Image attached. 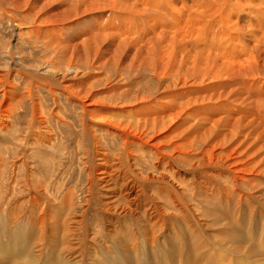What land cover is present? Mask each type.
Returning <instances> with one entry per match:
<instances>
[{"label": "bare ground", "instance_id": "obj_1", "mask_svg": "<svg viewBox=\"0 0 264 264\" xmlns=\"http://www.w3.org/2000/svg\"><path fill=\"white\" fill-rule=\"evenodd\" d=\"M161 3L178 18L171 20L176 24L163 26L159 23L158 17L168 18ZM261 3L259 6L253 1L245 5L240 0H153V3L149 0H0V14L6 16L12 25L16 23L17 27L23 23L34 25L28 32L44 40L46 48L43 54H49L44 58L43 71L39 73L36 68L15 60L18 58L14 56L15 49L5 51V60L8 64V56L10 62L9 67L4 68L5 72L0 73V82L9 81L10 85L4 84L0 91V128L3 130L4 121H9L11 110L17 105L14 103L24 96L30 100L33 120L40 118L45 121L46 117L41 116V109L37 107L39 103L36 104L37 87L34 84L35 80L43 82L50 86L53 95L59 91L73 105L80 106L78 113L83 121L85 118L89 120L85 121L88 129L96 127L100 131L113 132L122 138V145L127 147L128 153L130 150L139 153L145 148L157 161H163L161 174L164 178L137 181L136 192L141 189L145 196L164 197L162 200L165 202L168 198L178 215L182 214L189 220H182L188 241L175 224L173 234L165 232L162 229L165 218L174 220L176 215H168L164 209H169V205L163 203L165 208H160L162 200L154 197L155 201L149 205L151 212H148V217L154 220L147 229L141 230V234L134 224L125 226V223L121 227L122 221L118 225L114 219H107L108 228L103 226L99 217L91 219L93 224L89 225L86 210L75 214L69 211L71 199L65 197L57 201L45 192L47 196L33 191L27 199L21 198L22 204L9 207L5 199V183L0 180V264H134L133 261L151 264L150 255L154 261L162 258L166 264H181L187 248L192 252L194 264H264V215L259 219L254 217L256 222L251 216L239 214L258 212V206L260 213L261 208L264 209V96L258 95L259 89L264 88V25L259 23L258 32L251 30L255 38L248 39L250 33L246 29L248 41L240 42L243 45L239 49L236 46L238 39L232 33L247 28L243 20L237 18L238 12L248 20V16L256 11L261 15L259 22L264 23V0ZM234 5L239 7H236L234 15L226 16V9ZM183 7L188 9L184 20ZM14 11L22 17L15 15ZM85 16H93L90 27L81 33L73 32L70 43L47 40V34L55 23H70ZM215 22L217 26L211 28V36L216 33L219 39L201 44L204 30ZM15 33L22 35L20 29ZM232 45L237 49L232 50ZM92 71L100 74L98 80L101 74L109 76L113 86H106L103 90L100 87L101 91L95 92L91 86L86 90L80 84L72 87V79L88 77ZM15 72H21L26 79L24 94L16 99L11 86ZM147 80L155 82V85L148 91L146 89L147 92L140 91L147 85ZM218 81V86L225 92L200 96L202 93L194 90L213 91L210 87L201 86ZM105 91L110 92V96L117 94L113 98L123 106L115 108L112 103L108 104L112 107L113 116L104 115L100 110ZM223 98L226 100L222 105L211 108L225 113L221 119L190 113L196 105ZM40 119L36 121L42 124ZM178 165H186V168L179 169ZM186 177L191 185L201 186L197 188L216 199V202L209 201L210 212L206 218L200 209L195 210V200L183 203L182 189L186 190L178 184L184 186L182 179ZM148 185L156 191L148 194ZM21 186L31 189L27 183ZM117 197L118 202L115 201L120 203L123 198L119 201L122 196ZM189 198L193 199V194H189ZM23 203L29 207L26 213L22 212ZM223 203L231 207L236 205L232 207L234 212L225 215L227 218L221 211L218 213ZM216 229L222 231L214 234ZM139 239L145 240L139 242ZM159 244L166 253L162 252ZM146 247L149 249L142 250ZM182 247L186 250L180 256ZM15 248L17 252H13ZM62 251L66 254L62 255Z\"/></svg>", "mask_w": 264, "mask_h": 264}, {"label": "rangeland", "instance_id": "obj_2", "mask_svg": "<svg viewBox=\"0 0 264 264\" xmlns=\"http://www.w3.org/2000/svg\"><path fill=\"white\" fill-rule=\"evenodd\" d=\"M149 1L153 3V0H149ZM187 1L190 2L191 0H187ZM240 1L245 3V5L249 1H253V4H259V6L262 4L261 0H240ZM161 7L164 13L167 15V17L170 18V21L168 18L167 20V19H163L162 17H158L159 23L163 26H168L169 24H172V25L176 24L174 22H171V20L172 21L173 19L177 20L178 18L175 15H173L170 12V10H168V8L166 7L164 3H161ZM236 7L239 8L236 5L229 6L226 9L225 15L229 17L233 16L235 9H237ZM182 12L184 14L186 13L185 15L184 14L182 15V19L184 20L186 18V15L188 14V9L186 8ZM14 14L19 16L20 18L22 17L20 13L18 12L14 11ZM236 16L239 20L241 19L240 21L243 20V25L247 27L241 30H237L238 32L236 33L232 31V33L235 34L238 39L236 46L239 49L243 45L240 42L247 43L248 41L245 35L246 29H248L250 33L247 36V38L248 39L251 37L255 38V35L253 36L254 33L252 34V31L258 32V29H260L259 23H262L263 25L264 23L262 21L259 22L260 21L259 18H261V15H259L256 11H253V14L248 16L249 17L248 20L244 17L242 12H238ZM5 17L6 16L0 14V73L5 72V70L9 67V62H10L9 57L7 56L8 64L5 60L6 59L5 51L7 52L9 48L15 49L14 56L18 57L17 59L15 58V60H18V61L20 60V62H22L28 67L36 68L37 72L40 73L41 71H43L44 69L43 66H45L46 64L44 61V58H46L49 55V54H43L44 48H46L45 44L43 43L44 40L39 37H36V35H34L33 33L28 32L29 27H33L34 25L29 24V23H23L22 25L19 24L20 26L18 25L17 27L15 25L16 23H13L12 25L11 22L7 21ZM85 17L86 18H82L80 20H75V21L73 20L70 23H65V22L55 23L50 29L49 33L47 34V40L49 42H54V43H61V41L64 40L66 42L65 44L70 43L73 32L77 31L78 33H81L85 29L90 27L91 25L90 22L93 21V16H90V17L85 16ZM140 25L144 26V28L145 27L148 28L147 26H145L144 23H141ZM216 26L217 25L215 22L211 26H209V28L204 30L202 34V40L200 41L201 44L202 43L204 44L207 42H215V40L219 39V37H216V33H213L211 36V30L215 29ZM16 29L17 30L20 29L22 32V35L20 36L16 35L15 33ZM60 37L61 39H59ZM249 41H251V39ZM201 46L205 47L204 45H201ZM237 48L234 45H232V50H236ZM48 53H52V51H48ZM4 68L6 69L4 70ZM20 73L15 72L12 76L13 83H11V86L12 88H14V92H15L14 99L18 98L19 96L22 97L24 94V87H25L26 79L24 78V75ZM91 73H89L88 77H81L82 78V79L80 78L81 80L72 79L70 83L73 82L72 83L73 86L72 84L70 85L72 87L74 86L78 87V85L80 84L82 85V87L84 88L86 87L85 90L91 86V89L94 92L101 91V88L103 90V88L105 89L106 86L107 87L113 86L111 82V78H109V76H106V75L104 76L103 74H101V76L105 77L106 79L99 77V80H98L97 76L98 75L100 76V74H97V72H94V71H92ZM125 76L131 79L130 77H128V75H125ZM82 80L83 81L85 80V81L83 82ZM87 81L89 83H87ZM97 81H98V85H96ZM219 82L220 81L209 82L201 86V87L212 88L213 91H210V92H205L206 90L203 88H195L194 90L197 91L198 93H202L200 96H210L212 94H218L221 92H225L226 90L218 86ZM237 83L238 82H236V84ZM4 84L5 86L10 85L9 81L8 83L0 82V91L3 88ZM34 84H35V87H37L36 93H35L37 95L36 104L39 103L37 104L38 105L37 107L41 109V113H42L41 116L43 115L42 117L44 118L46 117L45 121L43 122L40 118H36L37 121L38 119L41 120V121L39 120L42 123L40 124L35 119L33 120L31 116V109L29 106L30 100L28 98L26 99V97L24 96L22 97L21 100H19L21 101V103L19 101L14 103L17 105L13 108L14 110L13 109L11 110V116L9 117L10 118L9 121H4L5 126L3 130L2 128H0V146H1L0 155L5 157L2 159V157L0 156V163H1L0 169L5 167L4 169L0 170V180H2L5 183V199L9 203L8 206L10 207L12 206V204L14 206L17 203L22 204L21 200L27 199V197H29L33 193V191L38 192L42 196H47L49 194L50 196H53V198H56L57 201H61L66 197V198L71 199V202H72V204L69 207V211L75 214H81L83 213L84 210H86L87 216L89 219L88 221L89 225L93 224L91 223L93 222L92 221L93 219L95 220V219H98L99 217L101 218V220H103L102 221L103 226L108 228L109 221L107 219H114V222H116L118 225L122 221L121 227L125 223H126L125 226H131V224L132 225L134 224V227H136L139 230L137 231L141 234L142 233L141 230L147 229L148 225L152 223V221L154 220V218L148 217V212L149 213L151 212L149 205L152 204L153 201H155V198L162 200L164 197L160 196L162 197L161 199L157 195L152 196L151 194H149V192L152 193L153 190L156 191V189H154L152 185H148L146 187V190H147L146 192L149 195L145 196L141 189H139L136 192V187H135L136 182L137 181L144 182L145 180H158L159 178H164L163 176L164 174H161L162 173L161 167L164 164V162L157 161L155 158L151 156L150 153H147L148 150H146L145 148H143L145 153L143 152V149L139 153H137V150L128 149L130 150V152L128 153L127 147L122 145L123 144L122 138L119 135L117 136V134L113 132L108 133L104 130L100 131L96 127L95 128L92 127L91 130L88 129L89 128L88 123L85 121H89V120L85 118L83 121L82 116L78 113L79 112L78 108L80 107L79 105H76V104L73 105V102L71 103L70 101H68L65 95L59 91H57L58 93L56 94L54 93L53 95L51 93L50 86H47L43 82H39L35 80ZM94 84L95 86H93ZM146 84H147L146 86L144 85L141 87L142 89L140 91L147 92L151 87L155 85V82L147 80ZM105 93L106 91L102 93V96H105V98L102 103L103 106L100 110L104 115L113 116L111 112L112 107H110L108 104L112 103L111 105L113 106L115 105L114 106L115 108H119L121 106L120 105L121 102H117L119 100H115V98H113L117 94H115L114 96L111 94L110 96V92L109 93L107 92L106 94ZM0 95H1V92H0ZM258 95L264 96V88L259 89ZM109 96L112 99H110ZM82 98H84V96ZM225 100L226 98H223L217 102H207L204 104L196 105L190 109V113L199 115L200 117L208 118V119H217V118L221 119L225 113L222 111H214L211 108L214 105H222ZM40 102H41V105H40ZM116 102L118 105L115 104ZM120 108H123V106H121ZM114 112L123 114V112H120V111H114ZM53 113L56 115H54ZM133 114L136 115V112H133ZM78 123H81L82 127H80L81 124H78ZM43 125H45V127H42ZM100 128L103 129L102 126H100ZM89 133H90V136H88ZM98 134L99 135L101 134V135L99 136ZM92 136H93V139L91 138ZM97 136L99 137L97 138ZM101 139L103 140V142L101 141ZM98 141L100 142L101 146L100 144H98L99 143ZM90 142L91 143L93 142V143L91 144ZM175 157H177L176 154H175ZM179 161L183 162L181 159H179ZM13 164L15 166L14 170H13L14 168ZM91 164L93 166H91ZM127 168L129 169L127 170ZM178 168L184 169L186 168V165H178ZM101 170H102V173H101ZM27 176L28 178H26ZM175 177H177V175H175ZM259 179L263 181L262 178H259ZM182 180L185 182L184 186L183 185L181 186L180 184H178V187H181V188L183 187L186 190L184 191L182 189L183 203H185L184 201L186 200H195L197 203L196 204L197 207L195 206V210L197 211V209H200L199 211L203 213V216H204L203 218H206V215L209 214L210 212V204L208 205V203L209 201H213V200H215L216 202L215 197L210 196L208 192H205L206 193L205 194L203 193V190L197 188L201 186L191 185L192 183L189 181L188 177L183 178ZM22 183L29 184L31 189L30 188L24 189V187L21 186ZM112 183H114L115 185L114 184L111 185ZM131 186H134V187L131 188L129 191V188ZM11 187L13 189H11ZM35 189H37L38 191ZM121 194H125V196ZM189 194H193V199L189 198ZM117 195L122 196L121 198L119 197V201L120 199L123 198L122 199L123 202L121 200L120 203L122 202L126 204L117 203L118 202ZM8 197H10L9 198L10 200L8 199ZM110 199L112 200V202ZM88 200L90 201L88 202ZM163 203L169 205V209L163 207ZM217 205H220V203L218 202ZM222 205L224 206V208H222L223 207L222 206L221 209L218 211V213L220 214V211H221V214L223 216L229 214L230 212H234L233 208L236 207V205H233L232 206L233 208H232L231 205L226 206L224 205V203ZM105 206L106 208H104ZM189 206H193V205L189 204ZM241 206L243 207L242 204ZM159 207L160 208L163 207V209L165 208L164 210L167 211L168 215H171V216L176 215L174 216V220L176 219L175 222H172L174 220L171 217L168 219L165 218L166 223L162 229L167 233L173 234V224H175V226L178 229H181L180 231L185 234L184 235L182 233L184 237L186 236L185 238L188 241L189 239H188L187 229L184 223L182 222V220H185V221H189V220L187 218L185 219L184 216H182V214L178 215V211L170 206V200L168 198L166 199V202L165 200H162V204H160ZM28 209L29 207L27 206V204L23 203L22 212L26 213ZM109 209L113 212H111ZM258 209L259 211L255 213L253 212V214L252 212H245V213L238 212V213L241 214V216H251V219L253 218V221H256V219H259L261 215H264V209L261 208V213H260L259 206H258ZM176 211L177 213H174ZM116 213L118 214L116 215ZM119 214L121 215L119 216ZM225 217L227 218V216ZM254 217H256V219ZM132 220L134 222H132ZM179 226H181L182 228H179ZM220 231L222 230L218 229L217 231L216 229L214 231V234H219ZM83 237H84V234L82 235V238ZM144 240L145 239H139V242H142ZM159 245H160V248L162 249V252L166 253V249L162 247L161 244ZM146 249H149V248L146 247V248H143L142 250H146ZM185 250L186 248H183V247L182 249H180V252H179L180 256L181 255L183 256V252H185ZM13 252H17V248L13 249ZM61 253L62 255L66 254L63 251ZM234 254L235 253H233V255ZM149 260L151 261V264H166V261L162 258H158L157 261H154L152 255L149 256ZM133 263L137 264V261H133ZM181 264H194V258L192 257V252L188 248L181 260Z\"/></svg>", "mask_w": 264, "mask_h": 264}]
</instances>
